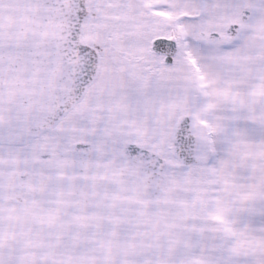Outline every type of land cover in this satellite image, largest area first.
I'll return each instance as SVG.
<instances>
[{
    "label": "snow or ice",
    "instance_id": "1",
    "mask_svg": "<svg viewBox=\"0 0 264 264\" xmlns=\"http://www.w3.org/2000/svg\"><path fill=\"white\" fill-rule=\"evenodd\" d=\"M0 264H264V0H0Z\"/></svg>",
    "mask_w": 264,
    "mask_h": 264
}]
</instances>
